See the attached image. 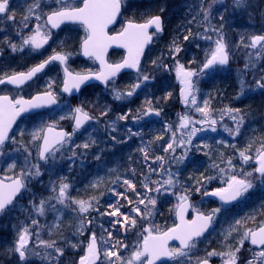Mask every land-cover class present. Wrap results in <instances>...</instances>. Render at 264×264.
<instances>
[{
  "label": "snow or ice",
  "instance_id": "snow-or-ice-1",
  "mask_svg": "<svg viewBox=\"0 0 264 264\" xmlns=\"http://www.w3.org/2000/svg\"><path fill=\"white\" fill-rule=\"evenodd\" d=\"M61 4V7L52 9L48 12L36 13V9L41 8L40 0H35V3L31 4L27 8V14L24 16L21 22L23 28H28V21L32 18L35 13V26L28 32V34H21L20 31L17 32V36L20 37L19 44L15 42H9L8 46L11 48L12 52H23L26 48L33 52H39L48 44L51 39V29L59 28L61 24L65 22H71L81 25L86 36L82 41V51L83 55L89 58L99 61L101 70L99 72L88 71L85 74L73 73L67 67L68 56L62 52H57L54 50L53 55L47 57L42 62L34 65L28 71L13 72L11 74L4 73L0 75V85H11L16 89H22L23 85L27 82L33 80L38 73H41L48 65L52 63H59L63 66V71L65 75L64 86L62 91L64 93L72 94L73 90L79 91L80 86L89 80H99L101 83L107 85L109 80L117 75L124 68L135 69L138 73L137 82L131 85V90L127 92H120L114 90V98L116 100H121L125 96L132 97L136 89L141 87L142 81H148L150 76L143 73L140 69V59L144 54L146 46L153 42V37L157 34L163 32V20L160 15L151 16L145 19L143 22H136L134 20H127L125 24L121 27L120 31L116 32L114 35L109 34L108 28L117 21V17L121 15L122 0H81V5H74L73 3H67L66 0H57ZM237 7H243L245 5V0H234ZM211 7V6H210ZM0 18L12 21L15 19L14 13L10 9V0H0ZM204 19L207 21L209 19V13L204 12ZM221 21H223V16H221ZM222 27V26H221ZM150 29L153 31L150 32ZM212 32L216 33L217 38L213 41L211 35L202 36V39L211 42V46L205 53V59L201 66L197 70L186 68L184 64L176 60V75L177 79L181 84V99L182 103L187 108L192 106L194 111L202 116V119H193L192 116L187 113L180 114L178 116V122L175 125H167L165 127V133H170V138L165 142L163 151L169 153L172 159L176 160L178 163H182L187 158V152L190 150L187 146L192 145V138L198 131L204 130L203 127L196 128V124L204 125L208 124L212 131H216L215 125L216 120L210 115L209 101L206 99L203 101L201 106L196 99L197 85L194 77L204 75L206 71L212 70L216 67H225L229 64L230 54L228 51V46L224 41L223 35L220 33L219 29L215 26H210L205 28V33ZM191 35V32H189ZM185 40L189 39V36L184 37ZM241 44L244 47L254 50V53L250 52L248 55L251 57L255 54L257 59L264 56V34H253L247 39L245 43L242 38ZM112 45L117 47L127 49V57L120 63L111 64L105 59L107 50ZM182 51V49L175 45L170 48V53L172 58L175 60L176 56ZM156 65V62L153 61ZM157 67H167V65H156ZM248 65H246L247 67ZM257 85L264 88V77H261L257 81ZM52 82L49 81L47 88L33 95L29 99H25L23 96L17 95L12 97L8 94L0 95V149L10 140L9 132L12 125L16 122L17 117L22 113L28 112L34 109H40L44 107H50L52 105H57V96L51 90ZM241 89L243 90V81L241 82ZM167 96H171V93H167ZM165 97V98H166ZM148 106L144 108L143 115L160 116L162 109L155 108L151 105V102H147ZM73 111L72 119L74 120L73 132L68 133L63 130H57L55 124L45 125L31 133L33 141H41L38 145V161L48 162L49 158H55L56 152L62 150V148L71 142L72 136L80 131L84 125L94 119L87 112H84L81 107H76ZM231 118L236 121L237 129L236 133H239V126L243 123V117L239 116V109L226 108ZM102 115H107V112H102ZM239 117V118H238ZM66 116H61L60 119H65ZM127 115L118 116V120H126ZM139 119V117H137ZM115 122H113L112 131H115ZM128 132L132 136L138 135L137 132L128 129ZM177 132L180 133L177 137ZM185 135L187 138H185ZM164 137L158 135L155 137L157 140H162ZM115 139V137H113ZM15 143V140H12ZM95 141L84 142L83 144H76L74 148H70L72 151V156L69 159H73L76 155L75 148L89 149ZM196 147L199 151V146ZM204 147H207L205 145ZM251 145H249V148ZM176 148L182 149V154L177 157L175 155ZM27 151V150H25ZM140 151L144 153L145 159H149L146 148H141ZM247 150L240 151L239 155L241 157L242 163H248L253 159L252 156L246 154ZM0 155L3 152L0 151ZM31 153L28 152V156ZM207 155V153H205ZM99 159V156L96 157ZM155 161H159V168L163 170L165 157L156 156ZM229 168L234 171L232 165V160L227 161ZM255 163L257 167L253 169L252 172L245 173L244 178L233 174L228 177L224 183L226 187L216 188L213 191L205 190L203 192L204 196L218 197L223 203H231L237 200L239 197L244 195L253 187L251 179L253 173L258 174L259 178L264 181V145L261 149H257L255 156ZM218 167V165H217ZM17 168V163L15 161L7 164V170L14 171ZM223 172L224 170L221 169ZM157 169L150 168V173H156ZM40 164L31 163L27 156L24 159L23 165L20 167L18 173L13 176H5L0 179V215H2L6 210H8L14 204L15 198L22 192V190H27L28 181L30 178H36L41 176ZM215 176L209 175L207 177L201 176V179L196 180L194 183V190L196 193H200V186H205L204 181L210 183ZM119 179V177H117ZM147 182L142 184V187L146 192H156L158 195H175L177 199V204L175 206V215L179 221L178 224L164 229L163 231L159 226L155 225L151 217L155 211V205L157 199L152 196H145L137 192L136 185L132 183L129 179H123L122 184L126 186L124 193H117L113 191V195H117L128 202L129 205H133L134 201L126 195L128 189H131L136 196L135 204L137 206H132L129 213H124L121 211L120 207L110 204V211L100 212L99 207H94L91 200H76L70 196L69 189L71 187L69 182H64V178H61V183L59 184L58 190L55 185H52V191L56 193L54 197H49V200L55 199L59 204H65L66 201L75 205L81 216L89 213V211H96L100 216L117 217V219L110 221V225L113 228L124 229L125 232L131 229L137 228L138 220L148 221L147 226L141 225L140 231L137 233L139 239L137 243L133 246V250L130 257L125 260L118 251V248H127L128 245L122 244L116 241L112 244L110 248L104 250V256L107 259V264H116L117 261L120 264H157V261L161 258H167L173 261H180V264H184L182 258H186L189 252L196 247V243L200 237L208 231L209 227L212 225L216 214L220 212V208L213 209L210 213H202L194 205L190 203L189 192L190 188L185 187L181 190L182 194H177L174 189H176L179 181L174 179V173L168 171L167 179H161L157 181H151L149 177H145ZM149 184L155 185V187H150ZM95 186V185H93ZM98 204L99 202L96 201ZM138 205H144L145 207L141 209ZM151 205L152 207H148ZM55 207L54 205H52ZM35 207V205H34ZM189 208L196 213L195 217L191 220L185 218V214ZM45 211V201L41 200L38 206V212L43 215ZM134 213L135 215H131ZM92 219L88 220L91 224ZM236 225H240L241 221L237 220ZM32 224L38 226V221L33 219ZM118 226V227H117ZM103 229V225H101ZM80 231H83V219H81ZM107 232L108 239H112V231L104 229ZM232 231H236L235 228L229 230L227 235H231ZM28 227H23L19 230L14 247L9 249L11 252L16 254L20 264H27L28 259L31 256H40L41 253L36 252L34 249L29 248V243L31 236ZM37 237L39 234L36 233ZM178 241V247L170 248L169 241ZM245 240L250 241L252 246L259 249L255 251L252 257L246 262V264H264V223L258 225L255 230L246 229L243 233L242 238L238 241V245L233 247L228 246V250L225 252H217L213 250L207 253V256L203 259H198L197 264H210V257L220 256L222 264H238L237 253H239L240 248L243 247ZM107 243V241H105ZM39 245H42L45 249H54V252L62 256L64 254V249L61 247H56V242H47L40 240ZM73 248H76V244H72ZM49 257L55 258L52 253H45V259ZM100 258V249L98 247V240L96 233L93 231L89 237V241L86 247L85 254L79 258L78 264H96ZM115 258V259H112Z\"/></svg>",
  "mask_w": 264,
  "mask_h": 264
},
{
  "label": "rangeland",
  "instance_id": "rangeland-1",
  "mask_svg": "<svg viewBox=\"0 0 264 264\" xmlns=\"http://www.w3.org/2000/svg\"><path fill=\"white\" fill-rule=\"evenodd\" d=\"M261 9H259L258 11H256L257 13H264V2L262 3ZM258 6H256L257 8ZM240 11V10H239ZM210 25L212 24H208L206 26V28L210 27ZM215 26L217 29H219L220 33L223 35L224 37V41L228 46V51L230 54V59H229V64L225 67H216L212 70H208L206 71V73L204 75L201 76H197L194 77L193 79L196 81V85H197V89L198 91H196L195 95H196V99L198 101V103L202 106L203 105V101L204 100H209V93L208 90H210L209 88H207L205 85L211 86L214 84L215 80L219 79V82L223 83L224 81H226L227 79H235L236 83H238V85L241 88V80L242 77L245 76V79H247V81H251V89L257 87V81L261 79V77H264V56H261V58L257 59L255 57V54H253L251 57L248 55L250 52L254 53V50L249 49L244 47L243 44H241V40L242 38L244 39L245 43H247V39L248 37H250L253 34H264V25H256L254 24V22L250 25H213ZM222 26V27H221ZM200 37L198 39H200L197 44L194 47L195 49V53H179L175 60L172 58H170V62L167 63H162L161 65H167V67L169 68V71L171 73H169V71L167 70V72L164 74V70L166 69V67L159 68L157 67V72L156 74L160 77H168L173 81L172 84V88L176 89V96L177 98H179V113L177 115V117H171V122H163L162 121V127L159 131L155 132V134L158 135H162L164 138V141H168L170 138V133H165V127L167 125H175L178 122V116L180 114H184L187 113L188 115L192 116L193 119H202V116L198 113H196L193 109V107L190 105L187 108L185 107V105L182 103V99H181V84L179 82V80L177 79V75H176V60H178L180 63L184 64L186 68L189 69H193V70H197L201 64L203 63L204 59H205V53L206 51L209 49V47L211 46V42L205 39H202V36L205 35H211L213 37V41L217 38L216 33H212V32H208V33H202V31L200 30ZM199 34V25H197V32L196 35ZM234 41V42H233ZM234 43V44H233ZM233 44V45H232ZM238 55V57H245L242 59L241 63L242 65L245 67L246 63L249 62V70L252 71L249 72L247 70V68H243L241 67V65L235 66V57ZM159 60V57L157 56L156 50L154 51V53L151 56V59L149 60L148 63L151 64L152 67H156L157 61ZM153 61L156 62V65L153 64ZM143 73L147 74L150 76V79L148 81H142L141 82V87L136 89L135 94L132 96L134 97L135 95H142L143 97V101L141 104L143 109L146 108L148 106L147 102L150 101L151 105L154 107L159 103V100H156L155 102H153V92L150 91V80L155 78V75L153 74H149L147 67H145L142 71ZM246 73V75H245ZM168 74H171V76H168ZM138 76V75H137ZM50 81L48 79H44V81L42 82V86L47 87L46 86V82ZM137 82V77L136 78H131L128 81H126L124 83V85L121 84H112L109 88V90H107L104 94L98 95L94 102L92 104L90 103H86L84 99H82L80 101L81 105H84L85 103V107H86V111L88 113H90L93 117V124L89 126L88 130L83 133L82 135L76 137V136H72L71 142L68 144L67 147L62 148L61 151L56 152L55 154V158H49L48 162L40 165V170L42 175L36 178H30L28 181V185H27V190L25 191L26 193H30V188L31 185L33 184H37L38 186H42L43 184H41V179L43 177V175H45L47 181H48V186L52 189V185H55L56 181H58L57 179V175L62 174L60 171L61 168H63V170H65L64 172L67 173L69 172L68 170H71L72 167L76 166L77 170L75 173H77L80 170L85 171V167L88 166V168L95 170L96 172H98L97 170V166L99 165V162H97V164L95 165H89V163H85L83 161H77V157L75 156L73 159L68 160L66 163H68V165L66 167H64V163H62L59 159H58V154L61 152H65V151H70L69 149L71 147H69V145L73 146L77 140V138L83 137L85 142H91L92 140L95 141L94 144H96V150L97 152L101 151V152H108V151H117L119 148L121 147H128L131 146V137H122L124 132H127L128 129H132V131H135V128L137 127V125H133V123H137V120H118V116L122 115L120 113H118V109L122 108L121 106L124 105L125 103H127L129 100H131L132 97H124L121 100H116L114 98V90L115 91H120V92H127L129 90H131V85H133L134 83ZM208 89V90H206ZM206 90V91H205ZM247 91L246 88V83H243V90L241 89V91ZM248 92V91H247ZM113 106V113H114V118L111 119H107L105 120V116L106 115H102V112H110V107ZM210 107V106H209ZM228 108L226 106H221L219 104L216 105V107H210V115L213 119L216 120V131H212L211 127L208 124H204V125H200V124H196L195 127L196 128H201L203 127L204 130L202 131H198L195 136L192 138V145L187 146L190 150L187 152H196V153H207V154H211L214 155L215 151H219L218 153H220V149L221 148H228L232 146V141H234L235 136H236V129H237V123L236 121H234L230 114L228 112L225 111V109ZM60 115L59 117H54V119L58 122H63V121H67L65 119L69 118H65V119H60ZM144 117H150V116H144ZM50 117H41L39 122H37V124H35L33 130L31 128V131L26 132V137H25V148L27 151H25V154L27 155V159L32 163L33 158L30 160L31 157H28V152L32 153V151L36 149V144L38 141H33L32 139V135L31 133L35 130L38 129L39 124H44V121H48L50 120ZM113 122H115V131H112V126H113ZM143 124V123H141ZM133 125V127H132ZM106 128L108 131L107 134V139H103L102 138V132L100 128ZM87 129V128H86ZM143 126H141L139 128V131H142ZM84 132V131H83ZM137 132V131H135ZM138 133V132H137ZM154 133V132H146L143 133V136H146L147 134ZM140 134L138 133L139 136ZM180 133L177 132V137H179ZM113 137H115V139H113ZM139 138V137H138ZM185 138L186 135H185ZM162 140H157L155 139L154 141L156 142L157 146L159 145L160 142L163 141ZM150 144V143H149ZM149 144L145 141H140L139 143V151H137V156L141 157V168L139 169V172L141 174V187L140 186H136V190L137 192L141 193L142 195L145 196H152L155 197L157 199V203L155 205V211L153 213V216L151 217L152 221L154 222L155 225L159 226V228L161 229V224L162 221L164 222L166 219L169 218L170 214L172 213V210L174 211V208L177 204V199L175 195H158L156 192H151L148 193L146 192V190L142 187V184L147 182L145 180V177H149L151 181H157V180H161V179H167V176L164 177L165 173L162 172V170L159 168V161H155L154 159L149 161L145 159L144 153H142L140 151L141 148H146V150L148 151V148L150 147ZM205 145H207V147H204ZM194 146H199V151H197L196 147ZM80 150H82L80 148ZM83 151V150H82ZM179 152L180 154H182V149L180 148H176V152ZM131 153V152H129ZM100 152H99V157H100ZM209 157L206 158V160L209 162ZM24 160V158H23ZM132 160V155L129 154L128 158L126 159L125 165H127L129 163V161ZM65 163V164H66ZM155 164L157 169L156 173H150V168H153V165ZM123 165V161L119 160L118 162V166L117 167H121ZM104 165H101V168L99 169V171H103ZM254 168H252L253 170ZM2 170L5 174H9L13 173V172H17L19 171L17 168L14 171H9L7 170V164L2 166ZM105 173V172H104ZM103 173V174H104ZM241 173V172H240ZM102 174V175H103ZM80 172L77 173V176H80ZM102 175H97V176H102ZM240 175V174H239ZM93 177L96 176H92V178L89 180L90 183L89 185L92 183V181L95 179H93ZM77 178V177H75ZM228 177H221L219 180L223 181L225 179H227ZM115 180V179H114ZM112 180L110 182V184L114 181ZM253 180V187L251 189H249V191L247 193H245L244 195H242L241 198V202L239 204H237L238 206L233 209H226L224 210V207L217 204L216 202H210L209 200H206L204 198L203 195H199V198L197 199L196 202H194V206L196 208H205L206 206H210V208H220V212L217 213V219H216V224L213 226L212 231L209 233L208 237L203 240L200 244L196 245L195 248H193L190 252L188 257L186 258H182L184 260V264H196L198 259H201L205 254H207L208 248L209 247H217V246H221L223 241H226L230 236V242L228 243V245H231L234 247L239 246L238 245V241L242 238L243 233L245 232L246 229H255L256 224H258L257 219L260 215V213L262 211L259 210V206H254V213L252 214H248L245 213L247 212L250 207L252 206L251 203H255L256 202V197L259 195V191L261 189H264V181H262L259 178H254ZM123 181V180H122ZM122 181H120V183H115L116 186L112 189L110 184V188L109 190L105 193L103 199V202H99L97 205H95L94 207H99L100 212H105V211H110L111 209L109 208V205H115L116 207H120L121 205H123V207H121V211L124 213H129L130 212V208L132 206H137L135 204L136 202V196L135 194L132 192L131 189H128L126 192V195H128L129 193L132 195L130 198L134 201L133 205H129L128 202L126 200H124L123 198L117 196V195H113V191L117 192V193H124L125 192V188L126 186H124L122 184ZM95 186L97 184H94ZM94 186V187H95ZM150 187H155V185L153 184H149ZM227 185L225 184L223 187H226ZM95 189V188H93ZM118 189H123L122 192H119ZM177 194H179L178 192H176ZM24 196L22 197V202L18 201L15 206H13V210L12 211H8L5 215H3L0 218V233L2 230H4L6 232V244L9 245L10 249L12 247H14L17 235L19 230H21L22 228H18L15 226L14 221L12 220L13 217H16V212L21 210L22 207L26 206L25 202L28 199L27 197ZM253 199V201H251V199ZM262 204V202H261ZM141 209H143L145 206L144 205H138ZM148 207H152L151 205H148ZM57 208V204H55V207L53 209ZM240 209V210H239ZM234 210L236 213H234ZM238 211L244 212L245 214H242L241 216L238 214ZM90 212V211H89ZM93 213V211H91ZM92 213H88L87 216L84 218L83 220V231L84 233H88V238H87V244L89 241V237L91 236V233L94 231L96 233L97 236V240H98V247L100 249V258L99 260L96 262V264H107V259L104 256V250L106 248H110L112 246L113 243H115L116 241L121 242L122 244H126L128 245L127 248H118V251L120 253V255L122 257H124L125 260H127L130 257V254L133 250V246L137 243L139 237L137 235V233L141 230L140 226L144 225L147 226L148 221L146 220H140L139 217H137L138 220V225L137 228L131 229L128 232H125L124 229H116L111 227L110 225V221L117 219V217H109V216H100L98 215V213L96 212V214H92ZM54 218H56L57 216H61L62 211L60 213H55L52 211V213ZM131 215H135L134 213H132ZM237 215L239 218H237ZM92 219V223L88 225V229H86V223H88V220ZM247 219H252L254 224H252L251 221H245ZM239 220H243V222L240 223V225H236V221ZM261 221H264V215L261 216ZM260 221V222H261ZM168 223V222H164V225ZM245 224V225H244ZM101 225H103V229L101 228ZM80 227H81V223H80ZM118 227V226H117ZM235 228L236 231H232L231 235H227V233L229 232L230 229ZM104 229H108L109 231H112V239L109 240L108 239V235L107 232L104 231ZM105 241H107V243H105ZM0 242H3V239L0 235ZM247 243V240H245L243 247L240 248L239 253H237V255H240L241 257H243V259H245V262H243L244 264H246V262L252 257L253 253L255 251L258 250H251V251H247L246 249H244V245ZM87 247V245H86ZM86 247H85V251H86ZM228 250V247H227ZM13 253V252H12ZM14 254V253H13ZM85 254V252H84ZM15 258L18 260V257L16 256V254H14ZM211 258H217V263L218 264H222V260L220 256H212ZM115 259V258H112ZM203 259V258H202ZM116 264H120L119 261L116 262ZM170 264H180V261H173Z\"/></svg>",
  "mask_w": 264,
  "mask_h": 264
},
{
  "label": "trees",
  "instance_id": "trees-1",
  "mask_svg": "<svg viewBox=\"0 0 264 264\" xmlns=\"http://www.w3.org/2000/svg\"><path fill=\"white\" fill-rule=\"evenodd\" d=\"M250 13H256V10L254 12L253 8L250 7ZM152 14L163 16V11L161 9H153ZM171 27L173 30L176 28L175 25H172ZM167 33L168 27L165 23L163 32L155 42L153 50L145 58V67H147L149 74L156 76L157 66L152 67L151 64L148 63L155 50L157 56L159 57V60L157 61L158 65H161L168 60L165 58L166 47L168 43ZM177 33L178 30H176V32L173 34V39L176 41H178L180 38V35H177ZM190 50L192 51L191 53H195L192 48ZM243 58L245 57L237 56L236 62L234 63L235 66L241 65V67L247 68V70L252 74V71L248 69L249 62L246 63V65H248L247 67L246 65L245 67L242 65L241 61ZM159 68H162V66ZM242 81L243 83H246L248 92L246 90L241 92L240 86L238 83H236L235 79L232 78L227 79L223 83L219 82L218 79L214 87L210 88V90L206 89L209 93L210 107H216V105L219 104L231 109H239V116L243 117V123L239 126V133H236L235 139L232 141V146L228 148H221L220 153H218V150L215 151L214 155H205V153H196L195 151L189 152L187 153V158L182 163H178L176 160L172 159L171 155L167 156L168 158L166 164L168 166V171L174 173V179L179 181L176 189H174L175 192L182 194L181 190L185 187H188L191 189V191L188 193L190 198L192 200H196L199 198V195H203L205 190L213 191L216 188L223 187L226 184L224 181H226L228 178L220 181L219 179L221 177H229L230 175L235 174L240 178H244L245 173L253 171V159L246 164L242 163L239 153L240 151L247 150L246 154L254 158L257 149H261L262 145H264V88H261L257 85V87L251 89V81H247L245 76L243 77ZM120 82L121 85L125 83L123 80ZM167 85V81H162L157 77L151 80L150 91L153 92V102L159 100V103L154 107L162 109L159 117L155 115L144 117L142 105L145 103L142 104V95H135L131 98V100L122 105L121 109H118V113L127 115L128 120H137L138 124L135 123V125L138 126L135 128V130H137L138 133L154 132L151 133V135L147 134L144 137L145 139H148L151 144V147L148 148L149 153H151V157L164 155L162 153V145L165 144L164 139L159 143L158 146L154 141L155 137L157 136L155 132L163 128L161 121L171 122V117H177L179 113L178 106L180 101L176 96V89L171 87L172 90L169 92ZM167 93H171V96L166 97ZM114 113L112 106L110 107V112H107V115L104 117L105 120L114 118ZM137 117H139V119H137ZM141 126H143V129L142 131H139ZM100 129L102 132V138L107 139V129L103 127ZM126 133L129 132L127 131ZM76 142L77 144H83L85 141L83 137H80L77 138ZM249 145H251L250 148ZM81 149L83 151L80 149L75 150V156L77 157L76 160L89 163L91 166L99 162L100 164L97 166L98 175H102L104 172L105 173L102 176H97L98 179L96 180L98 182L94 187L93 183L89 185V178H84L85 180L81 184L76 183V180L74 179L75 174L80 172L83 175V170L75 173L77 170L76 166L72 167L71 170H68L69 172L67 173L64 172L65 170H61L62 175H57L58 181L55 183L57 190L59 184L61 183V178H64V182H69L71 185L69 193L72 198L85 201L91 200L95 206L97 205L96 201L103 202L102 198L109 190L110 186L112 187L114 183H118L120 180L129 179L136 186H139V179L141 175L139 169H137L135 172L133 168H130L129 164L132 162V160L129 161V163L123 168H119L115 167L114 164L119 162V160L126 162V159H122L126 158L124 155H121L122 158L117 159L116 152L111 153L112 151H99L101 154L99 159H97L96 157L99 156V152L96 150V144H92L89 149ZM175 155L179 157L181 154L177 151ZM69 156H72L70 151L61 152L58 154V159L62 163H66L69 160ZM207 157H209V162L206 160ZM229 159L232 160L234 171L229 168L227 163ZM102 163L106 164L105 170L103 169V171H99ZM67 165L68 163H66L64 167ZM221 169L224 171L222 172ZM202 175L204 177L212 175L216 178L210 183L204 181L203 184L206 185V187L200 186V193H196L193 186L196 180L201 179ZM117 177H119V179H117ZM254 178H257L254 173L252 177H248V179L251 180ZM112 180L114 181L110 184ZM48 181L45 175H43L41 179V184H43L42 186H38V183L31 185L30 193L25 194V197L28 198L25 202L26 206H23L21 210L17 211L16 217H13L12 219L16 227L29 228L30 232L33 233L30 239L29 248L41 253L40 256H31L28 259L27 264H78L79 258L84 255L88 238V233L80 231V223L81 219L84 220L88 213L84 214L82 217L81 214L75 210L76 206L70 202L66 201V203L62 205L57 203L55 199L49 200V197H54L56 193H54L47 185ZM127 196L131 197L132 195L129 193ZM41 200L45 201V211L43 215H40L38 212V206ZM55 204H57V208L53 209L54 207L52 205L55 206ZM259 210L264 211V208H259ZM52 211L55 213H60L62 211V214L61 216L56 215V218H54L53 214H51ZM261 216H259L257 219L258 223L261 221ZM33 219L38 221V226H34L32 224ZM169 224L170 222L163 226L165 227ZM36 233L39 234V237H37ZM0 235L3 239V242H0V264H20V262L15 258L14 254L9 250V245L6 244V232L2 230ZM40 240L47 242L55 241L56 247H61L64 249V254L59 256L54 252V249H45L42 245H39ZM72 244H76L77 247L73 248ZM225 248L226 245L222 244L221 247H209L208 251L211 252L216 250L217 252H225ZM46 252L52 253L55 258H43Z\"/></svg>",
  "mask_w": 264,
  "mask_h": 264
},
{
  "label": "flooded vegetation",
  "instance_id": "flooded-vegetation-1",
  "mask_svg": "<svg viewBox=\"0 0 264 264\" xmlns=\"http://www.w3.org/2000/svg\"><path fill=\"white\" fill-rule=\"evenodd\" d=\"M67 3H73L74 5H81V0H66ZM35 3V0H10V9L14 13L15 19L8 21L0 18V75L4 73L11 74L13 72L28 71L34 65L42 62L47 57L53 55L54 50L62 52L68 56L67 67L73 73L85 74L88 71L98 72V67L91 59H83L81 56L82 41L86 36L84 28L79 24L63 23L59 28L51 29V39L48 44L44 46L39 52H33L26 48L23 52H12L8 46L9 42H15L19 44L20 37L17 36V32L21 34H28V32L35 26V13L28 21V28H23L21 22L24 16L27 14V8L29 5ZM41 8L36 9V13L48 12L52 9L61 7V4L57 0H40ZM234 0H122V10L126 9H138V8H152L154 5L163 8L165 13V19L168 23V33L171 25L180 24H194L197 25L201 20L205 24H232L233 17L236 16L232 12L234 6ZM211 6V7H210ZM209 13V19H204V12ZM223 16V21H221ZM128 19L121 17L118 19L116 26L109 31V34H114L120 31L121 27ZM243 22L244 18L242 19ZM173 32L169 33L172 36ZM112 53L123 57V53L119 51H113L109 54V59ZM119 53V54H118ZM118 57V58H119ZM120 59H112L111 63L118 62ZM44 79H48L52 82L51 90L57 96V105L50 106L51 108H44L39 111H32L26 114H21L17 117L16 122L12 125L9 132L10 140L6 142L0 151L3 155H0V179L5 176H13L17 172H13L7 175L3 172L2 166L9 164L13 161L17 163V169L23 165L25 157V137L26 132L33 130L35 124L39 122L41 117H50L48 121H44V124H39V128L45 125L55 124L56 128L63 129L67 132L73 130L72 116L73 109L81 107L84 112L86 111L85 104L92 103L98 95L103 94L115 81H111L105 88L91 84L84 87L77 96L68 97L63 91V82L65 79L63 66L59 63H52L48 65L41 73H39L33 80L23 85L22 89H16L11 85H0V95L8 94L12 97L17 95L23 96L25 99L31 98L38 92L44 91L47 87L42 86ZM49 81L46 82V86ZM84 99L85 104L80 105V100ZM66 116L69 117L63 121L58 122L54 117ZM40 123V122H39ZM15 140V143L12 142ZM36 144L35 152L32 151L30 160L32 162L41 163L37 160L38 145ZM247 251L257 250L255 247H245ZM238 257V264H244L245 259L241 256Z\"/></svg>",
  "mask_w": 264,
  "mask_h": 264
},
{
  "label": "water",
  "instance_id": "water-1",
  "mask_svg": "<svg viewBox=\"0 0 264 264\" xmlns=\"http://www.w3.org/2000/svg\"><path fill=\"white\" fill-rule=\"evenodd\" d=\"M65 23H71V22H65ZM73 24H76V23H73ZM114 25V24H113ZM113 25H110L109 26V28H108V30L113 26ZM152 29H150V31H151ZM150 45V44H149ZM148 45V46H149ZM148 46H146V48H145V50H144V53H145V51H146V49H147V47ZM113 49H118V50H122V51H124L125 52V56H124V58H123V60L127 57V55H128V52H127V49H125V48H121V47H117V46H115V45H112L111 47H109L108 48V50H107V53H106V56H105V59H106V57H107V54H108V52L109 51H111V50H113ZM81 55H82V57L84 58V59H88L89 57H86V56H84L83 55V51H82V49H81ZM144 55V54H143ZM143 55H142V57H141V59H140V65H141V61H142V58H143ZM94 60V59H93ZM122 60V61H123ZM95 61V60H94ZM96 63H97V65H98V67H99V71L101 70V66H100V63H99V61H95ZM126 72H131V73H137V71L135 70V69H132V68H124V69H121V71L119 72V73H117V75L115 76V77H113L112 79H114V78H116L117 76H119L120 74H122V73H126ZM90 84H99V85H101V86H103V87H105L106 85L104 84V83H101L99 80H95V79H93V80H89V81H87V82H85L84 84H82L81 86H80V89H79V91L77 92V91H75V90H73V92H72V94H68V93H65L68 97H72V96H75V95H77L85 86H87V85H90ZM63 86H64V84H63ZM53 106V105H52ZM44 108H46V107H44ZM44 108H40V109H34V110H41V109H44ZM48 108V107H47ZM49 108H51V107H49ZM34 110H30V111H34ZM29 112V111H28ZM25 113H27V112H25ZM23 114V113H22ZM89 122V121H88ZM87 122V123H88ZM86 123V124H87ZM85 124V125H86ZM84 125V126H85ZM73 126H74V120H73ZM58 130V129H57ZM42 143V142H41ZM254 162H255V160H254ZM256 164V163H255ZM257 165V164H256ZM258 175V174H257ZM215 198H217V199H219L218 197H215ZM240 198V197H239ZM238 198V199H239ZM237 199V200H238ZM237 200H235V201H232L231 203H233V202H236ZM227 204H230V203H227ZM190 210H191V208H189L188 209V211L186 212V214H185V218L186 219H188V215H189V213H190ZM195 215H196V213L194 212L193 214H192V217H191V219H193L194 217H195ZM191 219H188V220H191ZM179 223V221H178V219H177V217H176V215H175V224H178ZM209 230V229H208ZM208 232V231H207ZM207 232H205L204 233V235L207 233ZM203 235V236H204ZM202 236V237H203ZM202 237H200V238H202ZM199 238V239H200ZM171 244H177L178 245V241H169V247H170V245ZM249 245L250 246H252L250 243H249ZM179 246V245H178ZM169 259H167V258H161V260H159V261H157V264H159V263H162V262H165V261H168ZM210 264H214V263H212V262H210Z\"/></svg>",
  "mask_w": 264,
  "mask_h": 264
},
{
  "label": "bare ground",
  "instance_id": "bare-ground-1",
  "mask_svg": "<svg viewBox=\"0 0 264 264\" xmlns=\"http://www.w3.org/2000/svg\"><path fill=\"white\" fill-rule=\"evenodd\" d=\"M195 26L196 25H194V24H187V25H185V27L187 29L193 28ZM165 58L166 59H170V56L167 54V52L165 53ZM93 173H94V170H92V169H90V168L87 167V169H85V171H83V175L81 174L80 176H82L84 178H89Z\"/></svg>",
  "mask_w": 264,
  "mask_h": 264
}]
</instances>
